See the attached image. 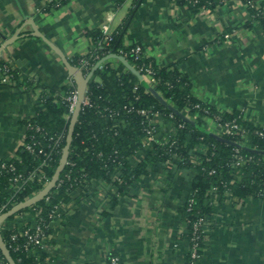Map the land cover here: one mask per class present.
Instances as JSON below:
<instances>
[{
    "label": "crops",
    "instance_id": "crops-1",
    "mask_svg": "<svg viewBox=\"0 0 264 264\" xmlns=\"http://www.w3.org/2000/svg\"><path fill=\"white\" fill-rule=\"evenodd\" d=\"M134 5L135 0H0V61L18 73L9 84L0 77V163L20 157L27 121L43 106V93L64 97L73 76L67 61L96 49L90 32L108 13H114V31L129 21L125 46L141 44L159 66L185 74L196 100L264 127V27L245 0L197 11L180 0H143L129 16ZM108 60L115 68L124 64L116 54ZM205 121L209 132L220 133L216 117ZM195 175L192 168L165 162L118 196L95 180L90 194L83 190L52 223L47 259L109 264L117 256L120 264H190L181 207ZM212 203L198 264H264V197L217 193ZM30 217L6 220L22 229Z\"/></svg>",
    "mask_w": 264,
    "mask_h": 264
},
{
    "label": "trees",
    "instance_id": "trees-1",
    "mask_svg": "<svg viewBox=\"0 0 264 264\" xmlns=\"http://www.w3.org/2000/svg\"><path fill=\"white\" fill-rule=\"evenodd\" d=\"M138 1L135 0V3ZM180 1L197 11L203 7H213L223 0ZM245 2L249 3L248 0ZM250 2L251 5H248L253 10V20L264 27V0ZM134 10L135 8L131 9L129 16L134 15ZM260 12L262 14L256 17ZM128 23L126 21L114 31L113 40L108 45L98 44L102 37L100 28L90 32L96 49L87 54L91 64L88 71L83 73L85 77L90 75L85 90L91 104L80 108L67 157L70 163L65 165L55 185L42 199L10 217L31 216L22 229L15 228L7 220L0 225V236L14 264H51L46 252L50 245L52 223L61 220L66 212L55 219L50 218V213L61 203L67 204L72 200L78 202L83 193L90 194L95 180H101L105 185L116 189L118 196L129 193L142 175L149 174L150 168L162 163L174 162L180 168L194 169L196 175L189 195L194 198V203L190 205L186 200L181 207L188 225L186 235L189 239L194 223L199 218L207 217L208 221L213 209V194L230 190L238 197H264V137L253 135V131L260 126L242 121V118H238V113L220 115L213 107L196 100L190 92L189 78L177 68L159 66L147 55L136 58L130 51L131 46L123 43V33ZM121 50L126 55L120 54ZM113 54L122 60V67L115 68L109 62L108 59ZM94 55H98V58ZM82 56L73 57L71 64L79 68ZM101 60L103 65L99 67ZM6 64L8 63L0 61V77L5 75L3 68ZM141 66H149L154 70L155 81L153 80L152 86L143 79L142 73H138ZM10 73L18 78L14 69ZM97 77L101 81H97ZM29 85L32 86V83L29 82ZM77 85L78 81L74 78L65 88V96ZM41 102L43 106L38 107L35 116L27 121L28 130L20 157L5 162L8 165L5 168L1 166L3 162L0 163V213H5L40 193L52 181L62 159L72 120V116L67 117L69 102L64 97L51 93H43ZM198 104L199 108L196 107ZM141 109H146L150 115L159 113L166 124H173L177 130L175 143H148L147 129L151 127V123L139 112ZM188 114L193 120L185 118ZM217 115L223 122L237 118L250 132V137L245 139L227 134L218 136L209 132L205 118ZM180 123L183 124L182 127ZM156 128L158 131L161 126L156 125ZM61 134L63 139L60 145L54 146L55 139ZM236 142H245L241 153L255 157V161L243 167L240 179L235 178L236 168L232 166L236 159ZM25 144H32L35 151L27 150ZM203 147L205 150L201 149ZM44 161L45 165L41 166ZM10 165L15 169L10 170ZM36 169L40 171V176L27 181L23 188L15 192L13 179L16 176L25 179ZM211 169L215 173L210 174ZM213 186H217V192L212 194L210 190ZM78 190L79 195H74ZM116 196L113 198L115 202ZM3 205L6 208L2 211ZM38 222L47 225L43 240L46 249L34 244L26 246V237L19 234L20 230L33 228ZM14 235H17L15 239ZM0 264H10L1 249Z\"/></svg>",
    "mask_w": 264,
    "mask_h": 264
},
{
    "label": "built area",
    "instance_id": "built-area-1",
    "mask_svg": "<svg viewBox=\"0 0 264 264\" xmlns=\"http://www.w3.org/2000/svg\"><path fill=\"white\" fill-rule=\"evenodd\" d=\"M251 0H248V4L251 5ZM205 8V7H203ZM260 13L256 14V17L259 16ZM114 21V13H108L106 15L105 21L103 22V24L101 25L100 29L102 31V37L100 38L98 44L102 45V44H110V42L113 40V34H114V30L112 29V24ZM132 53H134V55L136 56V58H141L146 56V53L144 51V48L141 44H134L131 46V50ZM120 54H124V51L121 50ZM95 58H98V55H94ZM81 66L79 68H76L80 73H83V71L89 69L90 67V59L87 57V55H83L81 60ZM99 67H102L103 65V60H101L98 63ZM5 70V75H3L1 77V81L3 83H11L12 79L14 78L13 75L10 73L11 70H13V67L11 64H6L3 68ZM138 73H142V77L145 81H149V85L152 86L153 80H154V70L149 67V66H141L138 69ZM75 78V76L73 75L70 79V83L73 82V79ZM150 80H152L150 82ZM155 81V80H154ZM64 99H66L69 102V113L67 114V117L69 118L70 116H73L78 103L81 101V106H85V105H90V99L87 96L86 90L83 93V96L80 100V92H79V88L78 85L74 88V90H72L68 95H64ZM173 106V105H171ZM196 107H200V105H196ZM139 112L145 116L146 119H148L151 123V127H149L147 129V133H148V143H154L157 142L158 144H166L169 143L171 141V144L175 143V139H176V134H177V130L174 128L173 124H166L165 119L164 122H162V118L163 116L159 113H154L152 115L149 114V112L146 109H141L139 110ZM171 117H173V115L171 114ZM187 119L193 120V117L190 116L189 114L186 115ZM238 118H242L241 115H239ZM216 122L218 123L219 127L221 128L220 133L217 134L218 136H222L223 134H227L229 136H241L244 137L245 139L249 138V134L250 132H248V130L243 127L240 124V121H238L237 118L233 119L232 121H227V122H223L222 118L220 116H216ZM156 125L161 126V128L156 131ZM183 124L180 123V127H182ZM166 133V134H165ZM168 133V134H167ZM253 135H257L260 137H264V127L260 126L259 128L255 129L253 131ZM63 139V134H61L60 136H58L55 141H54V146H59L61 141ZM236 147H235V153L234 155L236 156V159L233 163V167L236 168L235 171V178L240 179L243 175V171H241L243 169V167L252 162L255 161V157L253 155H246L241 153V149L243 146H245V142H236ZM25 148L31 152H34L35 149L33 147L32 144H25ZM198 149V148H197ZM195 149V151L197 150ZM203 150H205V148H201ZM48 156V155H47ZM197 159V158H196ZM198 160V159H197ZM44 161L41 166L45 165ZM70 163L69 161H66V164ZM3 168L7 167L8 165L3 162L1 165ZM40 166V167H41ZM10 170H14L15 167L10 165L9 166ZM215 173L214 169L210 170V174ZM40 176V171L38 169H36L35 171H33L27 178L22 179L21 176H16L13 179V188L15 190V192H18L21 188H23L24 184L29 181V180H34L35 177ZM217 192V186H213L210 190V193H215ZM230 192V190H226L225 193ZM187 202L191 204L194 203V198L193 197H189L187 198ZM6 208V205L2 206V211ZM62 212H66V205L64 203H61L60 205L56 206L55 209L50 213V218L55 219L57 216L59 217ZM3 213H0V215H2ZM42 220V218H41ZM206 224H207V217H201L198 219V221H196L194 223V227L192 230V234H191V238H190V243H191V260L190 262H192V264H195V262H197L199 260V258L201 257V250H202V241H203V237L205 234V230H206ZM47 227L44 226L43 224H41L40 222L36 223L33 228L29 227L27 229L24 230H20L19 234L21 236H25L27 239L26 242V246H28L29 244H34L38 247H41L42 249H46V245L43 242L44 240V235H45V228ZM17 237V235H14L13 238L15 239ZM19 248V247H18ZM109 264H120V260L117 256H111L110 260H109ZM191 264V263H190Z\"/></svg>",
    "mask_w": 264,
    "mask_h": 264
},
{
    "label": "water",
    "instance_id": "water-1",
    "mask_svg": "<svg viewBox=\"0 0 264 264\" xmlns=\"http://www.w3.org/2000/svg\"><path fill=\"white\" fill-rule=\"evenodd\" d=\"M142 1L143 0H139L138 1L137 6L135 7V10L138 9V7L141 5ZM67 63H68V66L70 67V69L72 70L73 75L75 76V78L78 81V88H79L80 100H81V98L83 96V93L85 91L86 83H87L88 78L90 77V75L85 77L70 62L67 61ZM80 108H81V101L78 103L77 108H76V110H75V112H74V114L72 116L70 129H69V134H68V138H67V144H66V146L64 148L62 159L60 161V164L58 166V169H57L52 181L40 193H38L35 197H33V198H31V199H29V200L17 205V206H14L13 208L8 210L7 212H5L2 215H0V225L6 219L14 216L15 214H17L22 209H24L26 207H29V206L33 205L34 203H36L37 201H39L40 199H42L52 189V187L55 185L56 181L58 180V178H59V176H60V174L62 172V170L64 169V167L66 165L68 152H69V148H70V143H71V140H72L73 130H74L75 124L77 122V118H78V115H79V112H80ZM0 249H1L2 253H3V255L5 256V258L7 259V261L10 264H14L13 258L11 256V254L9 253V251L7 250V247L4 244L1 236H0Z\"/></svg>",
    "mask_w": 264,
    "mask_h": 264
},
{
    "label": "rangeland",
    "instance_id": "rangeland-1",
    "mask_svg": "<svg viewBox=\"0 0 264 264\" xmlns=\"http://www.w3.org/2000/svg\"><path fill=\"white\" fill-rule=\"evenodd\" d=\"M12 82H13V79H12ZM11 82V83H12ZM208 222V221H207ZM207 225V224H206ZM201 258V257H200ZM200 258H199V260L198 261H200ZM198 261L197 262H195V264H198ZM191 264H192V262H190Z\"/></svg>",
    "mask_w": 264,
    "mask_h": 264
}]
</instances>
